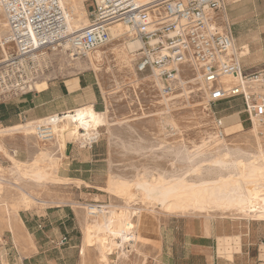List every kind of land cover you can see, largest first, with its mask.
I'll return each mask as SVG.
<instances>
[{"label":"rangeland","instance_id":"374dc122","mask_svg":"<svg viewBox=\"0 0 264 264\" xmlns=\"http://www.w3.org/2000/svg\"><path fill=\"white\" fill-rule=\"evenodd\" d=\"M76 1L82 2L88 21L94 0ZM224 4V14L232 23L236 44L243 46L245 51L242 62L247 72L263 68L264 0H224ZM108 48L109 61L103 57L100 62L109 67L108 71L97 73L86 69L97 76L108 121L106 127L99 128L101 134L97 141L108 150L107 165L101 166L98 173L100 186H84L78 181L37 184L11 171V163L0 154V178L4 180L0 200L7 196L29 229L26 236L14 242L9 228L0 223V264H100L97 243L83 244L86 210L77 205L94 204L101 208L110 203L118 212L128 204L137 209L136 215L132 216L135 239L131 245L126 244L125 253L116 249L108 254L109 264H264V246L261 245L264 219L248 218L235 209L166 211L156 203L142 201L136 190H132L135 195L126 202L101 189L112 176L131 180L143 174L148 178L158 173L181 174L218 148L222 149L219 142L212 141L204 148V153L187 158L193 144H199L208 132L216 131L214 117L222 118L224 141L230 148L256 151L260 147L257 137H260L258 141L264 149V133L258 132L256 136L247 131L251 122L241 111L240 99L209 104L202 84L196 75L189 74L186 90L176 92L164 102L165 97L158 92L156 82L148 77L150 72L134 70L138 57L130 65H116ZM48 56L54 62L53 67L40 82L81 70L59 52ZM234 112L238 113L240 126L226 130L229 125L224 122V117ZM5 141L10 144V149L17 150V158L25 162L40 159L38 151L43 146L34 135L15 133L7 136ZM54 143H45V149L60 165V155L65 147L59 149ZM200 163L198 171L183 174L187 180L211 177L220 169L225 170L207 160ZM23 190L45 203L34 204L25 210L20 201ZM33 213L41 216L44 232L38 233L37 226L30 224ZM63 237H66L65 241H62ZM205 240L209 241L208 246H203Z\"/></svg>","mask_w":264,"mask_h":264},{"label":"built area","instance_id":"2783aa9c","mask_svg":"<svg viewBox=\"0 0 264 264\" xmlns=\"http://www.w3.org/2000/svg\"><path fill=\"white\" fill-rule=\"evenodd\" d=\"M224 12V0H94L86 26L71 31L61 0H0V103L35 88L53 67L49 53L86 58L110 44L120 25L122 37L141 42L134 70L153 73L162 97L185 91L189 74L196 75L209 104L240 99L242 113L263 134L264 67L247 72L243 46ZM52 116L32 121L39 142L55 140ZM214 126L224 136L221 117H214Z\"/></svg>","mask_w":264,"mask_h":264},{"label":"bare ground","instance_id":"6f19581e","mask_svg":"<svg viewBox=\"0 0 264 264\" xmlns=\"http://www.w3.org/2000/svg\"><path fill=\"white\" fill-rule=\"evenodd\" d=\"M62 5L68 13V28L76 31L87 24V19L83 11V4L76 0H61ZM87 21V22H86ZM2 18H0V36L2 33ZM123 28L120 25L112 29L113 39L110 44L105 47L96 49L87 55L86 59H69L67 54H63L66 60L74 61L73 65L78 69H92L97 73L108 71L109 67L100 63L102 58H107L106 48L111 46L110 54H113V61L116 65H130L139 54L137 50L141 46L138 40H128L122 37ZM245 54V51H242ZM106 68V70H105ZM156 85L159 86L153 73L148 75ZM134 81V80H133ZM47 82H36L35 89L40 90L46 88ZM178 96V95H176ZM175 96V97H176ZM170 98H164L167 102ZM166 104V103H165ZM237 112L224 117L226 125L239 119ZM106 111H97L92 104H84L75 108L72 112L53 114V130L56 134L55 140L50 143H56L61 149L66 143L76 141L80 146H84L85 142L94 136H100V127H106L108 121L106 119ZM49 119V118H48ZM47 118L39 119L43 122ZM34 122L25 121L21 124L3 128L0 127V154L4 156L10 163V170L19 174L21 177L28 178L37 184L46 181L66 182L74 181L59 176L58 160L53 158L46 151V144L42 143V149L38 151L40 159L35 158L30 162H25L16 155V149L9 151L4 137L21 133L22 135H34ZM258 123L252 121L248 132H252L257 136ZM258 140L260 137H257ZM224 136L220 137L215 131L208 132L199 144H193V149L188 153L187 158L204 153V148L210 142H219L222 149L210 153L198 164L191 165L185 172L198 171L201 161L207 160L213 166H219L222 169L214 176L200 178L197 180H187L184 173L169 174L158 173L151 178L144 174L136 179H123L120 177H110L108 184L101 189L129 201L132 196V190H136L142 201H149L160 205L166 211H186L192 209L196 212L209 211L211 209H235L243 213L248 218L264 219V149L257 140L258 149L256 151L242 150L241 148H230L224 141ZM54 143V144H55ZM1 180L0 189H4ZM80 183V180L78 181ZM68 183V182H67ZM21 189V188H19ZM23 208H31L32 205L45 203L43 199L36 198L23 190L20 199ZM77 207L86 210L85 227L83 231V244L97 243L100 253V264H109L108 254L118 249V252L125 253L126 244H130L135 239L134 224L132 216L136 215V209L129 204L123 206L121 211L113 210V204H107L98 207L94 204L77 205ZM15 204H10L7 196L1 197L0 200V223L5 224L10 232L14 242L21 240V233L18 231L20 221L18 213H16ZM93 243V244H94ZM84 245L82 246L83 253ZM131 245V244H130ZM128 246V245H127ZM131 247V246H129ZM129 249V248H128ZM121 253V254H122Z\"/></svg>","mask_w":264,"mask_h":264},{"label":"crops","instance_id":"0c3cea01","mask_svg":"<svg viewBox=\"0 0 264 264\" xmlns=\"http://www.w3.org/2000/svg\"><path fill=\"white\" fill-rule=\"evenodd\" d=\"M84 104H92L97 111H102L105 108V102L98 87L97 76L87 72L86 69L64 77H53L47 80L46 88L40 90L34 88L32 91L0 103V127H12L21 124L23 121H34L51 114H62ZM239 126L240 119L226 126L225 129L231 131ZM7 136H10V134L5 135L4 140ZM5 143L10 152L15 150L10 149L8 142L5 141ZM107 155L108 150L103 148L98 142L91 147H80L75 142H67L63 154L60 155L61 163L58 168V175L74 181L80 180L81 183H84V186H100L99 182H97L98 173L101 166L107 165ZM6 161L8 160L6 159ZM24 209L28 210L30 208ZM31 215L29 218L31 220L30 224L34 227H39L35 228L37 232L39 231L38 233L44 232L40 224L41 216L35 213ZM19 221L20 227L18 226V231L24 237L29 232V229L22 218H19ZM49 223L52 224V222ZM52 229L54 230V227ZM204 239L209 238L204 237ZM208 244L209 241L205 240V243L203 241V246H208ZM7 264L10 263L7 262Z\"/></svg>","mask_w":264,"mask_h":264}]
</instances>
